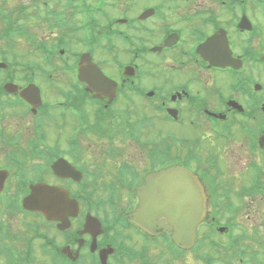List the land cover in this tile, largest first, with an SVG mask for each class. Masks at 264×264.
<instances>
[{"label":"flooded vegetation","instance_id":"obj_1","mask_svg":"<svg viewBox=\"0 0 264 264\" xmlns=\"http://www.w3.org/2000/svg\"><path fill=\"white\" fill-rule=\"evenodd\" d=\"M125 1L93 7L79 57L60 50L54 61L51 51L42 77L0 78V264H172L190 253L198 264H264V0ZM83 54L113 83L80 79ZM8 83L38 85L42 106L7 92ZM161 122L197 136L165 133ZM153 130L158 138L145 139ZM121 140L143 151L142 168L115 146L108 180L82 162L85 141ZM175 166L203 188L198 242L185 252L175 251L173 232L132 221L139 191ZM38 184L67 190L78 205L48 215L25 207Z\"/></svg>","mask_w":264,"mask_h":264},{"label":"rangeland","instance_id":"obj_2","mask_svg":"<svg viewBox=\"0 0 264 264\" xmlns=\"http://www.w3.org/2000/svg\"><path fill=\"white\" fill-rule=\"evenodd\" d=\"M163 1H167V0H159V2H163ZM199 1V0H197ZM106 2H110L112 4H116L115 8L117 9H121V6L125 5V0H117L115 3L112 2L111 0H106ZM43 3H46V6H49L51 8L52 12H56V11H65L68 8L64 7V6H60L66 3V0H0V11L1 14L5 13V14H11L12 12H16L14 13V17H12V20H15L18 22V24L23 25V26H27L32 33L35 36V40L36 42H40V41H45L46 43H48L47 48L50 51V49L54 48L55 42L58 39V36L60 34V31L58 29V27L56 25L51 26V24L54 22L53 19H51L50 21H46L44 20V16L46 15L47 11H44L43 9ZM96 4V0H84V2H79L76 4L77 8H83V7H94ZM146 5H149L148 2L146 3ZM105 7V6H104ZM40 8L41 9V13L39 11H37L36 9ZM25 9L26 10V16L24 15V13H21V16L19 20H16L17 16H18V11H21ZM105 12L106 14L108 13V6L105 7ZM118 11V10H117ZM70 12H68V14L66 15V18L69 19L70 17ZM102 14H104L102 12ZM40 15V16H38ZM80 16H75L74 18V24L76 25H80V20L81 18ZM76 19V20H75ZM100 22L103 23L106 18L105 17H100ZM73 26V24H72ZM70 26V27H72ZM3 26L0 25V29H2ZM70 38L74 39V41H77L78 38L82 37L83 34H77V33H71L70 34ZM57 44L59 47H61V49H66L67 51L69 49H73V52H80L82 50H84V45H78V43L74 42L73 45L71 46V43L69 44L68 41H66V37L63 36L61 37L58 41ZM69 44V46H68ZM68 46V47H67ZM73 47V48H72ZM0 51L5 53V57L7 58V60L9 61V63L13 64V67H15V71H18V76L20 78L23 77L24 74H27V72L23 69L25 66H34L35 70L38 72L37 74L40 76V74H42V69H50L51 67L47 66L46 63V58H45V54L41 53L39 51H37L35 49L34 46H32V44L30 42H28L26 39L22 38V39H17L15 40L13 46H11L9 49H7L6 47V43L0 42ZM67 54H65V58H66ZM58 53L56 52L55 57H54V61H58ZM106 58H108L107 56H105ZM122 60L124 58H121ZM99 62V61H98ZM100 63V62H99ZM108 64V67H110ZM100 66L102 67V69L104 70L105 74L108 77H112L110 75V73L107 71L103 65L100 63ZM160 66V65H159ZM36 67L40 68V72L36 69ZM12 72H5V71H0V78H4L6 77H12L10 74ZM1 80V79H0ZM40 83L43 84V86L45 85L44 81L40 78L38 80ZM146 86H149L148 84H146ZM49 87V86H48ZM149 88V87H148ZM48 90L45 91V93H47ZM78 101L82 102L84 101V96L83 95H78ZM49 98L51 99V101H54L56 99V96L53 97V94H51L49 96ZM135 111H137V109H133L132 110V115L135 116ZM139 111V110H138ZM140 113L142 115H150V111L147 109H142L140 110ZM22 117L19 120V124L23 123ZM12 120H9V122H11ZM150 121H145L143 120L141 125H147L149 124ZM156 126V128L160 131H164L165 133H174L178 132V136H181L183 134V137L188 138V137H196L197 133L196 131L188 128L187 126L185 127H178L176 125H169L165 122H161L159 125H154ZM178 129V131L176 130ZM157 134L155 133V131H150V132H146L145 135V139L150 140V139H154V138H158L156 136ZM21 144H24L21 142ZM117 147L120 151H121V158L120 159H125L126 157H132L133 159H131V163L134 165H139L140 168H142V162L139 161L140 158V153H143V151L137 150L136 146L129 144L127 142H124L123 140L118 141L117 143H115L114 145H109L106 148L101 147V146H97L95 144L89 143V142H84L82 145L83 151H82V162L88 166L89 171H92L94 173H98V169H99V175L104 179V180H108L109 179V173H110V163H108L109 161H107L109 158L106 155V151L108 149H111V147ZM112 163V162H111ZM7 165V162H4L2 164V166ZM29 169H30V165H33V162H29ZM103 170V171H102ZM11 178V177H10ZM107 197V196H106ZM105 197V198H106ZM14 223H17V221H14ZM249 231H252V227H249ZM251 242L249 241L248 244H250ZM204 255V254H203ZM197 258V254L196 253H190L189 256L187 258H185V260H180V261H175L172 264H198V259Z\"/></svg>","mask_w":264,"mask_h":264},{"label":"water","instance_id":"obj_3","mask_svg":"<svg viewBox=\"0 0 264 264\" xmlns=\"http://www.w3.org/2000/svg\"><path fill=\"white\" fill-rule=\"evenodd\" d=\"M173 179L175 185L171 182ZM32 193L26 205L48 215L55 207L53 202L58 193L44 185L33 188ZM140 196L141 207L132 221L150 233L157 229L174 231V241L182 248L188 249L194 244L201 218L193 211L200 208L203 199L201 186L193 176L179 168L171 169L152 179ZM161 217L168 219L170 227L158 222Z\"/></svg>","mask_w":264,"mask_h":264},{"label":"trees","instance_id":"obj_4","mask_svg":"<svg viewBox=\"0 0 264 264\" xmlns=\"http://www.w3.org/2000/svg\"><path fill=\"white\" fill-rule=\"evenodd\" d=\"M24 31L23 28H19L17 27V25L15 23H11L9 25H7V27L4 29V38L6 39L7 38V34L10 35L11 32L12 34H15V33H19V34H22V32Z\"/></svg>","mask_w":264,"mask_h":264}]
</instances>
